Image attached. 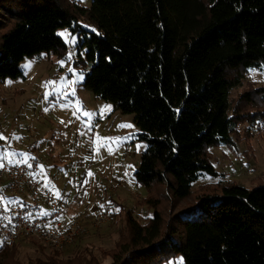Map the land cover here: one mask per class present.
<instances>
[{"label":"trees","instance_id":"16d2710c","mask_svg":"<svg viewBox=\"0 0 264 264\" xmlns=\"http://www.w3.org/2000/svg\"><path fill=\"white\" fill-rule=\"evenodd\" d=\"M80 1L0 0L13 21L0 37V80L23 76L26 58L61 56L68 46L59 31L80 30L85 86L133 114L148 143L138 182L150 187L172 174L178 195L189 196L203 173L218 176L210 147L232 143L244 116H264V86L247 94L251 106L262 104L254 114L231 111L230 102L243 70L264 64V0ZM82 19L99 32L89 33ZM192 210L197 217L182 218L180 228L162 227L159 211L148 225L127 213L130 241L112 254L113 264H157L177 253L185 264H264V184H222ZM40 244L25 264H99L93 243L70 255L68 245L48 251ZM14 246H0V264H24Z\"/></svg>","mask_w":264,"mask_h":264},{"label":"rangeland","instance_id":"374dc122","mask_svg":"<svg viewBox=\"0 0 264 264\" xmlns=\"http://www.w3.org/2000/svg\"><path fill=\"white\" fill-rule=\"evenodd\" d=\"M80 3L89 5V0ZM9 18L0 12V37L13 23ZM79 23L89 33L92 29L99 32L85 19ZM65 31L70 36L63 37L68 48L61 56L49 52L26 58L21 64L23 76L0 80V134L7 138L0 139V163H21L26 157L28 163L31 158L38 159L41 163L37 177L45 188L69 201L70 216L74 218L87 221L102 210L111 213L104 225L80 235L68 245L64 255L93 243L98 247L99 264H113L112 254L130 241L127 213L141 225H148L155 211H159L162 227L180 228L182 218L187 221L197 217L192 209L199 196L218 192L222 184L233 181L247 188L264 184V116L254 120H250L252 116H244L236 125L232 143L210 147V161L218 176L203 173L193 182L189 196L178 195L172 174L165 182L150 187L139 183L135 173L148 143L140 138L141 131L133 114L122 113L112 102L98 98L85 86V65L77 62L84 33L74 32L71 27L59 33ZM59 61H64V65ZM29 64L30 67H25ZM243 71L241 83L230 93L231 111L254 114L262 104L258 108L251 106L247 94L264 86V64ZM81 73L83 79L77 81ZM49 81L56 83L45 87ZM69 81L74 83L69 85ZM46 92L51 93L47 98ZM105 106H111V110H105ZM84 112L92 115L85 116ZM125 124L132 127H120ZM4 186L0 179V197L5 202L14 200L5 196ZM20 240L13 251L24 264L37 254L40 243L48 251L58 250L35 236ZM4 242L0 235V246ZM181 261L185 264L183 255L177 253L157 264H181Z\"/></svg>","mask_w":264,"mask_h":264},{"label":"built area","instance_id":"2783aa9c","mask_svg":"<svg viewBox=\"0 0 264 264\" xmlns=\"http://www.w3.org/2000/svg\"><path fill=\"white\" fill-rule=\"evenodd\" d=\"M40 163L31 158V167L4 162L0 168L5 196L14 199H0V235L9 246L16 245L24 236H35L59 249L108 221L109 210H102L87 221L70 216L69 201L45 188L37 177Z\"/></svg>","mask_w":264,"mask_h":264},{"label":"snow or ice","instance_id":"6c2138e0","mask_svg":"<svg viewBox=\"0 0 264 264\" xmlns=\"http://www.w3.org/2000/svg\"><path fill=\"white\" fill-rule=\"evenodd\" d=\"M92 31H96L95 29H92ZM58 35L62 36V37H65L66 39L70 36L69 33H67L66 31L65 32H61V33H58ZM72 42L74 43L75 42V37L72 38ZM71 59V55H69V60ZM59 63L61 64V66L64 65V61H59ZM25 67H30V64L29 65H25ZM69 71H73L72 69H69ZM83 79V74H79L77 76V81L79 80H82ZM7 83H11V81H7ZM55 81H49L47 82V84L45 85V87H47V85L51 84V85H55ZM71 83H74V81H69L68 84L70 85ZM57 89L54 88V91H56ZM72 94L74 95L75 94V90H73ZM51 93L49 92H46L45 93V98H47L48 96H50ZM47 110V109H45ZM105 110H108L110 111L111 110V106H105ZM77 111H79V107H77ZM83 115L85 116H91L92 113H88V112H84ZM120 127H132V125L130 124H125V125H120ZM0 139H4L6 140L7 138L4 137L2 134H0ZM100 138L97 137V140H99ZM119 141V138H117V142ZM96 141H94L95 143ZM101 146H104V145H101ZM98 150V149H97ZM137 150H139V145L137 146ZM109 151H111V147L109 146ZM21 163H25V164H28V158L26 157L24 160L20 161ZM29 167H31V164H28ZM4 167V165L2 163H0V168ZM41 171H43V166H41ZM2 199V198H0ZM103 207V206H102ZM181 264H182V261H181Z\"/></svg>","mask_w":264,"mask_h":264}]
</instances>
